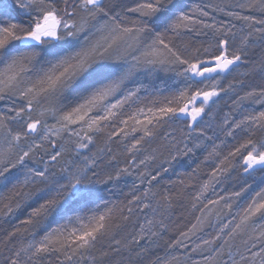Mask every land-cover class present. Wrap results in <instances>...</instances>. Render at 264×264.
I'll use <instances>...</instances> for the list:
<instances>
[{"label":"snow or ice","instance_id":"obj_1","mask_svg":"<svg viewBox=\"0 0 264 264\" xmlns=\"http://www.w3.org/2000/svg\"><path fill=\"white\" fill-rule=\"evenodd\" d=\"M236 8L240 11L231 10ZM15 10L21 20L12 17ZM211 13L230 19L217 20ZM233 21L241 22L240 27ZM257 45L264 46V0L194 3L187 8L177 0H119L117 5L105 0H0V101L12 102L6 113L0 112V186L15 180L6 193L0 192V215L13 214L29 202L37 205L8 233L6 247L17 236L20 240L0 264H42L53 256L58 264H131L133 246L140 248L135 254L141 256L156 244L169 231L165 220L173 198L154 191L153 182L159 184L162 173L168 172L164 164L203 147L198 137L189 147L183 129L180 138L164 129L177 121L185 123L189 133L200 127L204 117L212 115L214 98L233 88L231 83L220 87L221 80L244 64L249 49ZM259 67L264 70V59ZM156 71L174 72L185 87L169 95L156 89L151 98L141 97L147 88L136 77ZM248 98L264 104V87L240 99ZM126 107L132 111L126 113ZM223 124L225 137L236 143H214L202 162L219 161L191 197L192 209L201 215L186 231H179L167 244L171 251L152 264H186L192 254L201 257L192 264H264V188L253 190L235 214V202L251 185L227 197L207 198L222 175L264 172V135L254 138L257 132L264 134V110L240 119L226 116ZM130 132L141 135L125 145L129 154L141 152L146 143L159 144L138 165L133 159L120 167L117 156L109 155V167L112 162L116 166L101 179L97 170L105 149L91 155L83 150L98 134H106L107 145L113 138H128ZM59 141L74 145L67 161L68 149ZM221 145L229 148L227 154ZM41 152L36 165L29 167L28 161ZM165 153L163 162L149 171L150 162ZM129 165L137 168L141 184L147 181L149 186L141 192L133 184L127 203L105 199L97 185L109 191L110 182L131 174ZM141 166L144 171H139ZM198 168L180 185L188 187ZM141 214L145 223L130 238H117L126 223ZM206 228L213 232L206 233ZM26 237L30 239L25 243ZM185 240L193 246L182 260L172 252L186 250Z\"/></svg>","mask_w":264,"mask_h":264},{"label":"trees","instance_id":"obj_2","mask_svg":"<svg viewBox=\"0 0 264 264\" xmlns=\"http://www.w3.org/2000/svg\"><path fill=\"white\" fill-rule=\"evenodd\" d=\"M238 2L239 0H180L179 1V3L183 4L186 8L191 7V5L194 3L204 5V4H215V3L236 4ZM231 10L240 11V9L238 8L231 9ZM247 13L248 12H245L244 14H247ZM11 15L16 20L22 19V14L18 10L13 11ZM211 15L214 16L217 20L226 21L230 19L229 17H225L223 16V14H219V13H211ZM233 23H236L238 27L240 26L241 22L233 21ZM203 39L204 37L199 38V40H203ZM193 42L196 43L197 41L194 40ZM262 48H263L262 45H257L256 47H251L249 49V54L245 58L246 67H244V69L247 68L248 69L247 72L249 71L250 73H247L248 75L246 77H242L240 78V80H238V81H243V84L242 85L240 84L239 95L236 98L231 99V100H228L226 97L222 98V96H220L217 99V104L219 103V105L217 106L218 109L213 113L212 116H209L208 125H210L211 127L203 131L204 133L203 136L200 135L201 131H198L197 129H195L194 131H198V132L192 131L191 133H189L188 129L186 128V124L180 121H177L176 123H173L169 127H166L164 129V131L174 133L177 136V138H180V131L181 129H183L184 134L188 136V140L186 141V143H188L189 147H192L193 144L197 142L196 140L197 137L199 138V142L203 144V147L195 149L194 152L188 153L187 156L178 157L176 160L172 161L170 165L164 164V167H167L169 169L168 172L162 173L163 178L160 180L159 184H156L155 182H153L152 187L154 191H159L161 193L167 192L173 198L172 208L168 210V218L165 220V223L169 225V231H167L164 234V237H163L164 239L159 238L156 244L149 245L147 250L143 252L141 256H136L135 254L136 252L140 251V248L133 246L135 251L132 253L131 264H152V261L155 260L157 256L159 257L165 256L166 253L171 251L167 248V244L171 242V239L179 235V231L177 234L176 233L177 230L176 231L175 229L170 230L172 229V226L174 225V223L176 225H179V224L181 225V223L184 222L185 219H187L188 217L187 215L196 214L197 211L200 213L199 210H195L193 212L189 211V207H191V197L194 195V192L191 193L190 190L191 189L193 190L194 188L197 189L199 183L203 182L202 180L205 179L203 176L204 173L200 169V164L202 160H204V157L207 155V153L211 151L213 144L214 143L217 144L219 140H224L225 145H230L229 142L227 141L228 138L224 137L225 136L224 131L221 130L223 128L222 121L224 120V117L227 116L226 111L228 110L231 116L232 114L235 113L236 108L239 107L240 105L255 103L252 100V98H248L244 100H241L240 98L244 97L245 94L251 91L252 89L259 90V88L264 87V74L260 73L262 69L259 67L260 61L264 59V53L261 52ZM139 76L143 78L146 84L147 90H150V91L152 90L151 96L156 94V89H160L163 95H169L171 91H175L176 89L185 87L183 78L176 77L175 73L171 71L169 72H164V71L157 72L156 71L151 76H146L144 73H141L136 78H139ZM233 89L234 88H232V90ZM236 94H238L237 91H236ZM220 95L222 94L220 93ZM161 135H163V133H161ZM209 137H211V139H208ZM158 144H159L158 140H157V143L150 144L149 147H146V150H147L146 152H150L151 149L156 148ZM225 145H223L222 149L224 151V154H227V151L229 150V148L226 147ZM111 146H113L111 147V149L113 150V153L114 155L117 156V158H118V154H123L121 152V149L118 147L122 145H117L115 140L112 142ZM66 149H68L66 153L68 155L65 156V160L68 158V156L70 157L72 154L71 148L67 147ZM113 153H110L108 155H111ZM201 153L202 155H200ZM108 155L104 156L105 159H102V161L100 162V168L97 170L100 174L101 179L106 178V174L108 172L114 171L115 163L112 162V166L109 167V159H108L109 156ZM166 156L167 154L165 153V156L159 157L156 161H154L155 167H152V169L155 170L163 162ZM210 162L212 161H209V164H211ZM218 162L219 161L217 160L215 163H218ZM215 163L212 162V165L215 166ZM207 164L205 163L204 166ZM197 165H199V168L197 170L196 178L189 182L188 187L184 188L183 186L180 185V181L182 179H186L188 174L191 173L194 168H197ZM120 166L124 167L126 166V163H123V165H120ZM130 166L131 165H129V170L131 173L130 175L124 174L122 175L119 181H113L107 185V188L109 189V191L102 192L103 195L105 196V199L120 203L122 202L121 200L124 197H128V199L129 197L131 198V193L128 194L127 192H129V190L132 189L133 184H135V179L133 175L134 172L133 170L130 169ZM210 169L212 171L213 167ZM225 175L229 176V174H225ZM225 175H222V176H225ZM248 177L249 176H247V178L244 180V182L241 185L239 186L236 185L235 187H237V189L240 190L242 187H247L248 185H251L252 186L251 190L254 189L255 185H257L262 180H264V172H261L258 170L256 173L253 174V176H251L250 178ZM221 178L222 177L218 178V183L222 181ZM207 180L208 179H206L205 181ZM12 181H14L15 183V180H12ZM12 184L13 182H9L5 184L0 189V192L6 193L7 190L12 187ZM237 184H240V182H238ZM232 185H235V184H232ZM137 186L140 187V191L142 192L143 188L148 187L149 185L146 182L144 184L138 183ZM97 187H99L100 189H103L105 185L101 184V185H97ZM182 188H183L182 194L178 195V193H180ZM33 190H35V188ZM34 206H37V205L33 204L32 202H29V204L22 206V208L16 210L13 214L0 215V260H2L3 257L9 255V248L13 247L14 245H18L19 240H20V237L17 236L16 238L13 239L12 243L8 244V246L6 247L5 240H6L8 233L13 231V229L20 224V221L26 218L28 212L30 211V208ZM149 212L152 214L151 209L145 210V214L148 217H151L152 215H150ZM141 215H144V214H141ZM134 220L132 219L131 221H128L126 223L125 227L120 231L117 238H123L125 234H126V237H128L127 232L129 233L128 230H130V226L133 227L136 225V222ZM132 222H133V226L131 225ZM170 231L173 232L172 235L167 234ZM40 235H43V233L41 232ZM28 239H30V237L25 238V243L27 242ZM37 239H39V236H37ZM105 246H107V242H105ZM141 247H143V245H141ZM177 249L174 251V253L172 252L174 255H179L180 254L179 252H181L182 255L184 256L186 252L190 251V250L185 251V249H182V248H177ZM123 255L125 256V258H127L128 253H124ZM42 264H58V261L56 260V257L53 256V257L46 258L42 262ZM187 264H191V263H187Z\"/></svg>","mask_w":264,"mask_h":264},{"label":"rangeland","instance_id":"obj_3","mask_svg":"<svg viewBox=\"0 0 264 264\" xmlns=\"http://www.w3.org/2000/svg\"><path fill=\"white\" fill-rule=\"evenodd\" d=\"M179 1L180 0H177V2L179 3ZM129 2H131V0H129ZM105 3L106 4H108V5H117L118 3H119V0H105ZM118 10V9H117ZM247 14H249V13H247ZM251 14H253V15H258V13H255V12H253V13H251ZM241 24V23H240ZM240 26H238L237 28H239ZM262 53H264V46H263V48H262V51H261ZM245 64L246 63H244V64H242L239 68H237L235 71H233L231 74H229L228 76H227V78H225V79H222L221 80V84H220V87H224V88H227L228 87V85L231 83L232 85H233V90H229V91H227V92H221V94L222 95H220V96H222V98L223 97H226L228 100H231V99H234V98H236L238 95H239V93H240V84L239 83H237V81L238 80H240V78H242V77H246L248 74L247 73H250L249 71L247 72V68H245L244 69V67H246L245 66ZM158 72V71H157ZM260 73H263L264 74V70H262V71H260ZM137 79V81L138 82H140V83H142L143 85H145L146 86V84H145V82H144V80H143V78L141 77V76H139V78H136ZM257 79V78H256ZM242 85V84H241ZM128 87L129 88H131V87H134V85H132V84H129L128 85ZM149 91V92H148ZM236 91L238 92V94H236ZM147 92L148 93H146L145 91H141L140 92V96L141 97H144V96H149L150 98H151V93H152V90L150 91V90H147ZM150 93V94H149ZM219 96V97H220ZM218 97V98H219ZM218 98H214V99H218ZM14 99V98H13ZM11 104H12V102L10 101V100H8L7 98L5 99V100H3V101H0V112H7V108L9 107V106H11ZM219 105V103L217 104V102H216V104H214L213 106H212V115H213V113L218 109L217 108V106ZM261 110H264V105L263 104H257V103H249V104H245V105H240L239 107H237L236 108V110H235V113L234 114H232L231 116H230V114H229V111L227 110L226 111V115H227V117H231V118H234V119H240V118H242V116L244 115V114H247L248 112H258V111H261ZM39 111V109H37V112ZM132 111V109L131 108H127L126 107V109H125V112L126 113H128V112H131ZM11 114H14V113H11ZM33 115L35 116V115H37V113H33ZM212 115H210V116H212ZM121 118H123V117H121ZM226 117H224V119H225ZM209 116H205L204 117V119H203V121L201 122V125H200V127H198V128H196L198 131H201V129H203V131L205 130V129H209V127H211L210 125H208L209 124ZM223 122H224V120L222 121V125H223V127H225L224 126V124H223ZM230 122H231V120H230ZM48 123L49 124H51V123H53V121L51 120V118H49L48 119ZM117 124H118V122H116ZM214 127V126H213ZM212 130H213V128H212ZM211 130V131H212ZM129 131H130V129H129ZM198 131H193V132H198ZM139 135H141V133H131L130 132V135H129V137L128 138H121V139H117V138H113V141L115 140V142H116V144L117 145H122V146H118L120 149H121V152L123 153V154H118V158H117V160L119 161V166L120 165H123V163H126V161H128V160H133V159H135V163L138 165L139 164V160L140 159H143L144 158V156L145 155H147L149 152H146L147 150H146V147H149V145L150 144H145L144 145V147H143V149H142V151L141 152H139V153H135V154H129V153H127V151H126V147H125V145L126 144H131V142H132V137L133 136H136V137H138ZM262 135H264V134H261V133H259V132H257V134H256V136L254 137L255 139H260L261 138V136ZM225 137V136H224ZM228 139H227V141L229 142V144L231 145V144H234L236 141L235 140H233L231 137H227ZM112 141V142H113ZM221 141H224V140H219L218 141V143L217 144H220L221 143ZM112 142H111V144H112ZM0 143H2V137H0ZM58 143H60V144H64V146H66L65 148H67V147H69V148H73L74 147V145H72V144H70V143H66V141H59ZM155 143H157V141L156 142H154V143H152V144H155ZM111 144H107L106 145V134L105 133H101V134H98V135H96L95 136V138H94V143L92 144V145H90V147H89V149H86V150H83L84 151V154H86V155H91L92 153H98L99 152V150L101 149V148H104L105 149V153H101V155L103 156V159H105L104 158V156H106V155H108V153H107V148L108 147H113V146H111ZM229 145V146H230ZM221 147H223V145H221ZM227 149V148H226ZM51 149H50V146H49V151H50ZM57 150H59V149H57ZM111 153H113V150L111 149ZM40 155H43V152H41V153H39L38 155H37V157H36V160L35 161H32V160H30V161H28V166L29 167H33V166H35L36 165V163L39 161V158H40ZM66 155H68V154H66ZM111 155H114V153L113 154H111ZM200 155H202V153L200 154ZM109 156V155H108ZM203 157V156H202ZM47 157H45V159H46ZM69 158H72V154H71V156L69 157L68 156V158L67 159H69ZM67 159L65 160V161H67ZM203 159V158H202ZM204 159H205V157H204ZM204 160H202V162H203ZM108 162V161H107ZM202 162H201V164H202ZM115 163V166H116V162H114ZM208 163V164H207ZM206 164L207 165H205L204 166V164H200V169L203 171V176H204V180H202L203 182L206 180V179H208L209 180V178H210V174H211V169L210 168H214L215 166L214 165H212V162H210L211 164H209V162H207ZM107 164V163H106ZM41 167H42V165H40ZM121 167V166H120ZM152 167H155V163L154 162H150V167H149V171H154L153 169H152ZM130 169L131 170H133V172H134V179H135V184L136 185H138V183L140 184L141 182H140V179H138V171H137V168L135 167V166H130ZM155 169V168H154ZM55 171H59V169L57 168V169H55ZM139 171H144V168L141 166L140 167V169H139ZM256 173V172H255ZM12 174L13 175H15L16 174V170L15 169H13L12 170ZM254 174V173H253ZM253 174L252 175H247V174H242V173H239V172H236V171H233V172H231L230 174H229V176L228 175H225V176H220V177H222L221 179H222V181L220 182V183H218V182H214V186H213V188H210L209 189V191H208V193H207V198L208 199H216L218 196H229L233 191H239L238 189H237V187H235L236 185H241L243 182H244V180L247 178V176H249L248 178H250L251 176H253ZM228 176V177H227ZM220 177H218V178H220ZM233 177H235V178H233ZM150 178V177H149ZM217 178V179H218ZM19 179H23V173L21 172L20 174H19ZM236 179V180H235ZM207 180V181H208ZM11 182H13L14 183V181H11ZM147 181H145L144 183H146ZM203 182H201V183H203ZM238 182H240V184H237ZM7 183H9V182H5V184H7ZM143 183V184H144ZM201 183H199V184H201ZM232 184H235V185H232ZM40 186H42L43 187V185H40ZM39 186V187H40ZM3 186H0V189L2 188ZM241 187V186H240ZM105 188V187H104ZM104 188L103 189H101L102 190V192H104L103 190H104ZM260 188H264V183H262V182H260V183H258L257 185H255V188L254 189H252L251 191H249L246 195H245V197L243 198V199H241V200H239L238 202H235V204H234V207H233V214H235V212L237 211V209L239 208V207H242V206H244L245 204H246V202H247V200L250 198V196L251 195H253L254 194V191L253 190H255V191H258ZM197 189L196 188H194L193 190L191 189L190 191H191V193L192 192H194V194H195V191H196ZM128 194H130L131 193V190H129V192H127ZM103 194V193H102ZM105 197V196H104ZM127 199H128V197H124V198H122V202L123 203H127ZM129 199H131L130 197H129ZM124 200H126V201H124ZM117 203H119V202H117ZM204 203H207V199L206 200H204ZM199 207H202V205H200V204H198V206H197V208H199ZM209 207H212V206H209ZM189 211H195L194 209H192V207H189ZM213 212H215V209H213ZM150 213V212H149ZM150 215H152L151 213H150ZM201 215V212L199 213L198 211L196 212V214H193V215H187L188 217H187V219H185L184 220V222H182L181 223V225L179 224V225H176L175 223H174V225L172 226V229H170V230H174L175 229V231H176V233L178 234V231H186L187 230V228H189L190 226H191V224H193V223H195L196 222V217L197 216H200ZM134 218H135V220H134ZM213 220H215V216H214V214H213V216L211 217ZM132 219L136 222V225L135 226H133V222H132V226L133 227H131L130 226V230H128L129 231V233L127 232V236H128V238H130V234H134L137 230H138V228H139V225L141 224V223H145V214L144 215H139V216H133L132 217ZM131 219V220H132ZM228 219H231V217L229 216L228 217ZM131 220H129V221H131ZM181 221H183V220H181ZM205 232L207 233V232H213V229L212 228H206L205 229ZM166 233V232H165ZM164 233V234H165ZM164 234H163V236H162V239H164L163 237H164ZM168 235H172L173 234V232L172 231H170L169 233H167ZM198 236L199 235H202V234H200V233H198L197 234ZM123 237H126V234L123 236ZM193 241H195L196 243H199V240H197V238L196 237H193ZM165 242V241H164ZM184 243L185 244H187L188 245V248L185 250V251H188V250H190L189 252H191V248H192V246H193V244H192V241H187V240H185L184 241ZM237 243H239V241H237ZM178 250V249H177ZM174 253V252H173ZM172 253V254H173ZM180 254L179 255H181V258H182V260H183V255H182V253L181 252H179ZM164 257V256H163ZM201 259V257H200V255L199 254H192V256H191V259H189L187 262H186V264L187 263H191L192 264V260H200ZM191 261V262H190Z\"/></svg>","mask_w":264,"mask_h":264}]
</instances>
